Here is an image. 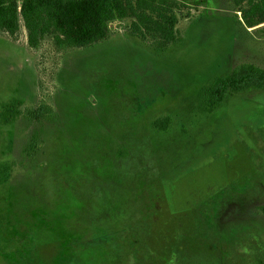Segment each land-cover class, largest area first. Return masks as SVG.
Listing matches in <instances>:
<instances>
[{"label":"rangeland","instance_id":"obj_1","mask_svg":"<svg viewBox=\"0 0 264 264\" xmlns=\"http://www.w3.org/2000/svg\"><path fill=\"white\" fill-rule=\"evenodd\" d=\"M176 1L163 52L132 18L85 47L0 31V264L35 237L50 264H264V88L206 106L216 79L264 70V23Z\"/></svg>","mask_w":264,"mask_h":264},{"label":"trees","instance_id":"obj_2","mask_svg":"<svg viewBox=\"0 0 264 264\" xmlns=\"http://www.w3.org/2000/svg\"><path fill=\"white\" fill-rule=\"evenodd\" d=\"M235 2L247 28L264 23V0ZM178 5L176 0H22L18 9L15 0H0V31L15 34L21 17L31 48L38 47L46 36L51 37L55 45L85 47L104 39L113 20L132 18L131 35L163 52L176 41ZM262 31L264 33V25ZM260 88H264V70L253 66L242 68L216 79L207 90L206 106L212 111L229 91ZM40 111L38 109L37 113ZM161 127L165 128V124ZM5 229V222H0V249L7 243L3 239ZM34 239L26 246L28 254L17 257L20 260L17 264H50L57 257L55 251L50 257L45 256L46 260L40 257L38 240Z\"/></svg>","mask_w":264,"mask_h":264}]
</instances>
